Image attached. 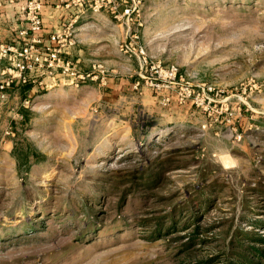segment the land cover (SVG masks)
<instances>
[{"label": "rangeland", "instance_id": "obj_1", "mask_svg": "<svg viewBox=\"0 0 264 264\" xmlns=\"http://www.w3.org/2000/svg\"><path fill=\"white\" fill-rule=\"evenodd\" d=\"M10 16L0 264H204L237 229L264 236L249 224L264 221V0H144L128 35L88 48L95 69L59 74L71 89L17 68L26 22ZM150 63L177 78L152 86ZM139 171L161 173L131 194ZM199 189L210 206L169 228Z\"/></svg>", "mask_w": 264, "mask_h": 264}, {"label": "built area", "instance_id": "obj_2", "mask_svg": "<svg viewBox=\"0 0 264 264\" xmlns=\"http://www.w3.org/2000/svg\"><path fill=\"white\" fill-rule=\"evenodd\" d=\"M21 19L26 22V26L20 30L19 36L22 40L17 63L20 70L35 68L37 71L53 74L59 72L66 77L77 78V73L70 61H64L62 56L64 51L76 43L75 27L73 22H68L60 29L54 31L49 36V43L43 44L40 33L43 28L42 12L47 0H22ZM64 1V0H60ZM84 3L92 13L107 12L113 20L120 22L126 28L127 35L131 30L135 18L140 14L144 0H79ZM17 0H0V10L6 4H14ZM11 51V48H4ZM140 55L143 51L140 50ZM145 64L148 65V63ZM158 79L154 80L152 86L161 87L159 81L175 80L178 70L174 66H153ZM153 81V80H152Z\"/></svg>", "mask_w": 264, "mask_h": 264}, {"label": "crops", "instance_id": "obj_3", "mask_svg": "<svg viewBox=\"0 0 264 264\" xmlns=\"http://www.w3.org/2000/svg\"><path fill=\"white\" fill-rule=\"evenodd\" d=\"M23 6L22 0H17L14 4H6L0 10L5 19L11 17L18 22L20 21L21 9ZM73 22L75 27L76 43L67 48L62 56L64 61H70L77 74H83L96 64L94 58H90L89 47L105 46L107 42L115 43L116 40L121 39L124 34L122 24L114 22L113 18L107 12L92 13L87 9L84 3L79 0H47L42 12L43 28L40 35L43 44L49 43V36L56 30L68 22ZM19 25V28H22ZM18 27V25H17ZM105 32V33H104ZM109 32L111 34H106ZM38 74H50L48 72L37 71ZM54 77L45 78V83H53L52 86H70V82L66 79L61 80L59 77L61 73L55 72ZM116 74H114L115 76ZM97 77V76H96ZM118 77V76H117ZM71 89V86L69 87Z\"/></svg>", "mask_w": 264, "mask_h": 264}, {"label": "trees", "instance_id": "obj_4", "mask_svg": "<svg viewBox=\"0 0 264 264\" xmlns=\"http://www.w3.org/2000/svg\"><path fill=\"white\" fill-rule=\"evenodd\" d=\"M150 124L151 123H147L143 126L141 125V127L147 128ZM139 173L142 180L136 182V179H131V181H135L132 182L133 188H130V190H135L133 192L128 190V192L131 194H135L136 190L141 186L151 187L157 181L161 172L147 171L144 173V171H139ZM117 185H119V182L115 185L116 188L118 187ZM126 193L127 191L122 193V197H124L123 200L125 199ZM211 197L210 189L195 190L192 199L186 201L182 207H178L174 211L170 212V225L168 227H175L178 221L176 212L179 211L189 213L194 217V219H197L196 214L199 211L204 212L210 206ZM251 221L252 220L249 221V224L252 227L255 229L264 230L263 220L253 222ZM165 227L166 226H163V229H165ZM198 235V228H195L191 233L188 234L190 244L194 242ZM204 264H264V236L256 234L255 232L237 229L227 242L226 249L223 251V255L221 257L212 258L206 261Z\"/></svg>", "mask_w": 264, "mask_h": 264}]
</instances>
